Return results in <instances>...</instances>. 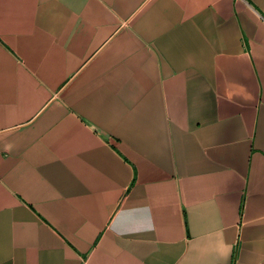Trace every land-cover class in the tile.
I'll return each instance as SVG.
<instances>
[{
    "label": "crops",
    "instance_id": "crops-1",
    "mask_svg": "<svg viewBox=\"0 0 264 264\" xmlns=\"http://www.w3.org/2000/svg\"><path fill=\"white\" fill-rule=\"evenodd\" d=\"M0 264H264V0H0Z\"/></svg>",
    "mask_w": 264,
    "mask_h": 264
}]
</instances>
